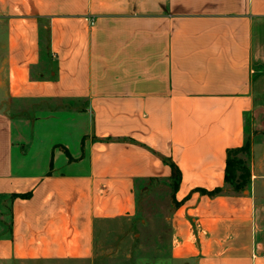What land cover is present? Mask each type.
Listing matches in <instances>:
<instances>
[{
  "label": "crops",
  "instance_id": "crops-1",
  "mask_svg": "<svg viewBox=\"0 0 264 264\" xmlns=\"http://www.w3.org/2000/svg\"><path fill=\"white\" fill-rule=\"evenodd\" d=\"M0 66V264L91 263L162 183L175 263L264 264V0H0Z\"/></svg>",
  "mask_w": 264,
  "mask_h": 264
},
{
  "label": "rangeland",
  "instance_id": "rangeland-1",
  "mask_svg": "<svg viewBox=\"0 0 264 264\" xmlns=\"http://www.w3.org/2000/svg\"><path fill=\"white\" fill-rule=\"evenodd\" d=\"M237 159L246 168L251 166L249 151L241 152ZM250 185L246 184L241 192L248 191ZM172 194L163 183L138 194L136 215L102 223L94 260L81 264H188L175 263L171 256L170 219L175 212Z\"/></svg>",
  "mask_w": 264,
  "mask_h": 264
},
{
  "label": "trees",
  "instance_id": "trees-1",
  "mask_svg": "<svg viewBox=\"0 0 264 264\" xmlns=\"http://www.w3.org/2000/svg\"><path fill=\"white\" fill-rule=\"evenodd\" d=\"M247 151H249V144H247L243 148L228 151L226 183L231 185L234 191L236 192H241L244 186L248 184L251 179L250 170L246 168L240 160L237 159L238 154H240L241 152H247ZM164 161L168 162L172 168V187L175 193L178 190L179 184L181 182V178H182L181 172L174 162L169 161V160H164ZM203 193L209 196H216L221 193V190L217 189L213 192L203 191ZM173 203L176 206L180 205V203L176 201L175 194L173 195Z\"/></svg>",
  "mask_w": 264,
  "mask_h": 264
}]
</instances>
